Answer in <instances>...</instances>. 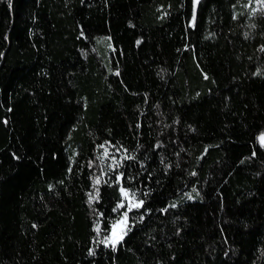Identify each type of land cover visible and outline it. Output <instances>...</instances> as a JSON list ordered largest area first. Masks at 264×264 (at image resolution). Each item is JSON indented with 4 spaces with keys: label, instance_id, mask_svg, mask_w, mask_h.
Instances as JSON below:
<instances>
[{
    "label": "trees",
    "instance_id": "obj_1",
    "mask_svg": "<svg viewBox=\"0 0 264 264\" xmlns=\"http://www.w3.org/2000/svg\"><path fill=\"white\" fill-rule=\"evenodd\" d=\"M261 134L264 2L0 0V264H264Z\"/></svg>",
    "mask_w": 264,
    "mask_h": 264
},
{
    "label": "rangeland",
    "instance_id": "obj_2",
    "mask_svg": "<svg viewBox=\"0 0 264 264\" xmlns=\"http://www.w3.org/2000/svg\"><path fill=\"white\" fill-rule=\"evenodd\" d=\"M256 5H257V7L261 6V4H257V3H256ZM137 203H139V202L136 201L126 190L122 193V202L120 203V205H123L127 210L135 207L134 205ZM125 214L126 213H124L123 216L112 225V229H111V232L107 238L106 243L111 244L110 240H111V238H113L114 233L116 236H123L124 235V233L127 229V225H128L127 216H125ZM120 221H124V223H120Z\"/></svg>",
    "mask_w": 264,
    "mask_h": 264
},
{
    "label": "snow or ice",
    "instance_id": "obj_3",
    "mask_svg": "<svg viewBox=\"0 0 264 264\" xmlns=\"http://www.w3.org/2000/svg\"><path fill=\"white\" fill-rule=\"evenodd\" d=\"M258 3H261V2H264V0H257ZM261 139V142L264 143V136L260 137ZM107 154V153H105ZM98 182V181H97ZM125 190L122 188L121 189V192L123 193ZM143 202L141 201L140 203H137L135 204L134 206L135 207H140V205L142 204ZM123 205H118L117 207H122ZM115 211V209H114ZM126 216V214H125ZM120 223H124V221H120ZM115 227V226H114ZM121 239H123L122 236H116L115 233L113 234V238H111L110 242L112 244V246L114 247L116 243H118ZM107 246V245H106Z\"/></svg>",
    "mask_w": 264,
    "mask_h": 264
},
{
    "label": "water",
    "instance_id": "obj_4",
    "mask_svg": "<svg viewBox=\"0 0 264 264\" xmlns=\"http://www.w3.org/2000/svg\"><path fill=\"white\" fill-rule=\"evenodd\" d=\"M262 136H264V134L259 135V137H258V142H259L261 145H264V143H262V142H261V139H260V137H262Z\"/></svg>",
    "mask_w": 264,
    "mask_h": 264
}]
</instances>
